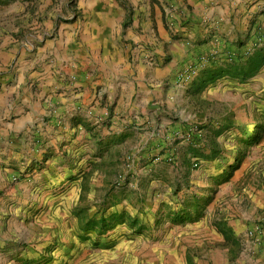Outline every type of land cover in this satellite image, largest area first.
Listing matches in <instances>:
<instances>
[{
  "label": "rangeland",
  "instance_id": "rangeland-1",
  "mask_svg": "<svg viewBox=\"0 0 264 264\" xmlns=\"http://www.w3.org/2000/svg\"><path fill=\"white\" fill-rule=\"evenodd\" d=\"M106 1L117 47L112 58L119 79L130 83L113 103L116 72L99 70L107 64L98 45L73 43L47 54L51 78L80 94L77 111L37 118L45 136L33 151L25 147L21 160L4 162L0 264L264 263V21L239 39V56H210L218 68H203L182 87L178 73L161 85L172 100L153 99L144 108L146 82L136 71L141 60L155 61L142 57L137 39L143 12L136 17L129 0ZM81 2L0 0V87L17 51L28 57L32 47H50L63 29L78 38L91 33L94 14ZM110 5L118 13H109ZM173 20L169 11L159 25L171 39L178 34ZM151 25L155 30V23L144 25V33ZM182 43L189 51L198 45ZM236 59L244 63L239 91L246 96L219 101V80ZM213 72L220 73L216 80L195 85ZM131 107L130 140L101 139ZM157 107L155 124L144 121ZM152 127L154 146L140 150ZM1 147L9 159L8 141Z\"/></svg>",
  "mask_w": 264,
  "mask_h": 264
},
{
  "label": "crops",
  "instance_id": "crops-1",
  "mask_svg": "<svg viewBox=\"0 0 264 264\" xmlns=\"http://www.w3.org/2000/svg\"><path fill=\"white\" fill-rule=\"evenodd\" d=\"M106 2V0H82L81 2V7L89 8L94 14L91 33L80 34L78 38L77 35L74 37L73 33L70 36L69 31L63 29L55 43L49 45L51 48L48 46L32 47L28 50V57H25L22 51L14 54L15 66H12L11 73L7 74L9 78L3 81L0 87V180H3L6 175L4 174V162L9 163L10 159L21 160L25 147L28 151H33L36 143L40 142L42 136H45L35 127L36 119L40 117L45 120L44 117L51 116L52 112L55 116H66L74 110V103L78 101L77 96L80 94L65 91L66 87L62 83L51 78V68L45 62L50 51L64 50L70 45L73 46V43L75 45L78 43L79 47L87 46L92 49L98 45V51L103 56L105 55L106 58H102L107 64L105 70L102 68L99 70L106 72L111 69L116 72V76L112 79L114 80L113 103L118 93L121 96L126 91V83L130 82L119 79L117 75L119 69L111 54L115 53L117 47L113 29L106 20L105 9L109 5ZM129 5L134 6L136 17L140 15L138 9L143 12V33L137 36L142 46V57L152 56L155 61V65H150L147 62L148 58L143 62L141 60L139 71H136L141 82H146V91L140 100L144 108L153 99L172 100L174 95L171 89L166 92L165 82L167 80L172 82L189 62L203 57L210 58L217 54L222 62L228 56H239V39L247 34L252 24L255 29L261 21H264V0H129ZM112 11L118 13L117 9L114 10L110 5L109 13ZM169 11L177 25L178 34L174 39L163 34L159 26L163 14L168 16ZM108 19L109 21L114 20L113 17ZM153 23L156 26L155 30L151 25V27L148 26L150 31L144 33V25ZM129 38H132L131 34ZM184 38L198 45L194 50L189 51V48L182 43ZM102 66L104 67L103 64ZM206 67H210V70L218 68L216 63L211 61H207L204 68ZM225 67L228 73L219 80L221 83L219 82L220 85L216 88V92L219 90L222 98L219 101L225 100V97H239V94H242L239 91V85H241L239 82L242 80L239 79V59H236L231 66L226 65ZM162 84L164 86H161ZM242 95L245 97L246 93ZM167 108L172 107L167 106ZM159 109L160 107L147 109L144 121H150L154 125ZM161 109H164L163 105ZM134 110H136L135 107L130 108L121 125H112L109 129H105L101 139L116 136V144L128 142L131 130L127 124L130 123L133 112H136ZM51 120L48 122V130L53 129L51 124L54 120ZM140 120L143 122L142 119ZM155 131V127H152L150 133L147 134L148 138L145 141L139 140L137 146L140 150L147 151L154 146L152 141H154ZM5 140L11 146L10 149L12 148L9 159L4 156L7 151L4 152L5 150L1 147ZM29 145L32 147L29 148ZM255 264L260 263L257 261Z\"/></svg>",
  "mask_w": 264,
  "mask_h": 264
},
{
  "label": "built area",
  "instance_id": "built-area-1",
  "mask_svg": "<svg viewBox=\"0 0 264 264\" xmlns=\"http://www.w3.org/2000/svg\"><path fill=\"white\" fill-rule=\"evenodd\" d=\"M230 59L232 58L229 56ZM215 57L212 56V59H215ZM211 59V58H210ZM209 57H203L200 60H197L198 62H192L190 63L181 73L178 75L177 83L180 87L190 84L194 82L201 74L202 69L204 68L205 64L208 60H210Z\"/></svg>",
  "mask_w": 264,
  "mask_h": 264
},
{
  "label": "trees",
  "instance_id": "trees-1",
  "mask_svg": "<svg viewBox=\"0 0 264 264\" xmlns=\"http://www.w3.org/2000/svg\"><path fill=\"white\" fill-rule=\"evenodd\" d=\"M244 65V63H239V72L244 71V68H242V66ZM221 71V70H219ZM209 77H206L205 79H200L197 83H195V85H203L206 84L209 81H214L218 78V76L220 75L219 72H213V73H209ZM225 74V73H224ZM224 74H222L224 76Z\"/></svg>",
  "mask_w": 264,
  "mask_h": 264
}]
</instances>
